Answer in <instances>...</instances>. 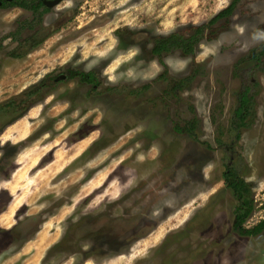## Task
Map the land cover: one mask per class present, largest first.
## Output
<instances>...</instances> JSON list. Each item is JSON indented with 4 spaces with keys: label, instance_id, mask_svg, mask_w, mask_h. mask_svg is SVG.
Here are the masks:
<instances>
[{
    "label": "rangeland",
    "instance_id": "rangeland-1",
    "mask_svg": "<svg viewBox=\"0 0 264 264\" xmlns=\"http://www.w3.org/2000/svg\"><path fill=\"white\" fill-rule=\"evenodd\" d=\"M232 1L63 0L39 19L0 4V106L68 69L100 80L59 79L25 113L0 111V264H264V231L235 230L223 179L237 163L256 203L244 226L263 220L264 69L240 60L264 47V0H240L193 55L151 51ZM250 81L255 112L237 133ZM193 118L192 136L178 130ZM77 224L73 255L60 240Z\"/></svg>",
    "mask_w": 264,
    "mask_h": 264
},
{
    "label": "trees",
    "instance_id": "trees-1",
    "mask_svg": "<svg viewBox=\"0 0 264 264\" xmlns=\"http://www.w3.org/2000/svg\"><path fill=\"white\" fill-rule=\"evenodd\" d=\"M3 6H19L30 9L37 15L35 18H41L49 8L44 4L43 0H0ZM240 0H233L230 5L218 12L209 22L193 26L191 33L184 34L180 31H174L169 34L155 36L151 51L156 56H162L175 50L181 51L185 56L196 53L199 45L204 39L214 35L218 27L216 24L225 19L229 20L234 12L236 4ZM241 63H253V66L264 69V47L252 50L248 56L240 60ZM71 78L77 77L83 82L91 85L100 83L97 73L94 70L83 71L74 69L71 71ZM192 78V77H189ZM189 78L172 79L168 83L165 93L179 92L187 85ZM55 84L54 78L45 77L38 83L30 86L21 96L11 99L4 105L0 106V111H19L20 108H27L35 103L43 96V92L50 89ZM255 82L244 84L237 93L238 104L234 111L231 121V129L239 133L243 128L250 126L252 116L255 112ZM198 125L196 118L189 121L188 126L178 127L179 131L186 132L189 136L193 135L194 128ZM223 179L226 187L232 192L237 199L234 209V228L241 235H259L264 231V219L259 221L253 227L245 228V223L252 215L256 208L255 199L252 191L251 182L247 181L240 175L237 163H228L223 173Z\"/></svg>",
    "mask_w": 264,
    "mask_h": 264
},
{
    "label": "flooded vegetation",
    "instance_id": "flooded-vegetation-1",
    "mask_svg": "<svg viewBox=\"0 0 264 264\" xmlns=\"http://www.w3.org/2000/svg\"><path fill=\"white\" fill-rule=\"evenodd\" d=\"M1 5H2V2H1ZM80 70V69H79ZM71 71H72V69H68V70H66L63 74H61L60 75V77L58 76L57 78H55V81H57V80H59V79H65V78H71L69 75H70V73H71ZM88 71H90V70H88ZM96 72V71H95ZM75 78H77V77H74V78H71V79H75ZM78 79V78H77ZM80 82H82V83H86V84H88L89 86H90V88H91V90L92 91H94V90H96V88H97V86H99V84H96V85H91V84H89V83H87V82H83V81H81L80 80ZM52 89V88H51ZM48 90V89H47ZM40 100V99H39ZM39 100H37V101H39ZM36 101V102H37ZM35 102V103H36ZM35 103H33V104H35ZM32 104V105H33ZM32 105H30V106H32ZM30 106H28L27 108H25V109H23V108H20L19 109V111H17L16 113H25V111L30 107ZM8 202H10V200L8 201ZM157 222H154V223H150V225H158V224H156ZM81 229H82V225H80V224H77L76 226H74V225H72V227H71V229H70V231H69V235L68 234H64V236L61 238V240H60V243L61 244H63L62 246L64 247V249L66 248V247H68V248H70V250L68 249V251H70L73 255H75V254H77V253H80L82 250V245H80V244H76V243H78L79 242V240H80V238L82 237V236H80V231H81ZM143 233V231L140 233V235ZM147 234H149V232H147V233H143V236L141 235V237L143 238L145 235H147ZM141 238V239H142ZM81 240H84V239H81ZM86 241H87V239H85ZM89 240V239H88ZM140 240V239H139ZM132 242L133 241H131V242H128V245H130V250H133L132 249ZM137 242V241H136ZM164 243V242H163ZM163 243L160 245V246H158L155 250H153V252H157L159 249H161V248H164V245H163ZM129 247V246H128ZM131 254V253H130ZM72 255V256H73ZM167 257H169V260L168 261H164V262H162V263H169V264H175L176 263V257H175V254H171V255H168ZM164 260V259H163ZM149 261V259L148 258H146V259H143V262H144V264L145 263H147Z\"/></svg>",
    "mask_w": 264,
    "mask_h": 264
},
{
    "label": "water",
    "instance_id": "water-1",
    "mask_svg": "<svg viewBox=\"0 0 264 264\" xmlns=\"http://www.w3.org/2000/svg\"><path fill=\"white\" fill-rule=\"evenodd\" d=\"M61 1H63V0H43L44 4L47 7H54L57 4H59ZM0 4H1V1H0Z\"/></svg>",
    "mask_w": 264,
    "mask_h": 264
}]
</instances>
